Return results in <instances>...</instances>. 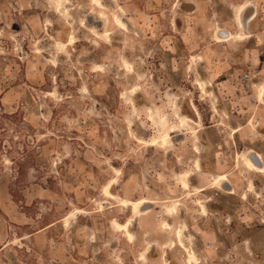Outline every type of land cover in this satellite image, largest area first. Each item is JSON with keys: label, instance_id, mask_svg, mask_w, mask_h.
Returning a JSON list of instances; mask_svg holds the SVG:
<instances>
[{"label": "rangeland", "instance_id": "rangeland-1", "mask_svg": "<svg viewBox=\"0 0 264 264\" xmlns=\"http://www.w3.org/2000/svg\"><path fill=\"white\" fill-rule=\"evenodd\" d=\"M250 151L264 167V0H0V264H195L183 225L199 264H264Z\"/></svg>", "mask_w": 264, "mask_h": 264}, {"label": "bare ground", "instance_id": "bare-ground-1", "mask_svg": "<svg viewBox=\"0 0 264 264\" xmlns=\"http://www.w3.org/2000/svg\"><path fill=\"white\" fill-rule=\"evenodd\" d=\"M96 2V1H95ZM98 3V2H97ZM60 8V7H59ZM245 8H247V6H242V7H240V8H237L236 9V12H239V19H238V23H239V27H240V29L242 30V36H246L247 35V31H246V29H245V24H246V18H244L243 17V14H242V12H243V10L245 9ZM245 11V10H244ZM119 22V21H118ZM119 24H120V22H119ZM121 26H122V24H120ZM119 26V25H118ZM248 28V27H247ZM229 36V35H228ZM232 36V35H231ZM241 36V37H242ZM231 37L229 36V37H226V38H222V37H220L217 41L218 42H221V41H225V40H227V39H230ZM243 38V37H242ZM201 82V81H200ZM205 83V85L208 87L209 86V84L208 83H206V82H204ZM261 88H263V87H261ZM260 89V88H259ZM258 91V90H257ZM263 93V92H262ZM262 93H260L259 94V98L261 99V101L263 100L262 99V97H263V94ZM188 107H189V111L192 113V118L191 117H188L189 119H191V120H193V121H196V115H195V113H194V111H193V109L191 108V106L190 105H188ZM152 116V115H151ZM150 117V116H149ZM151 118V117H150ZM187 122H188V120L187 119H185V118H182V120H181V126L182 127H184L186 124H187ZM238 130V129H237ZM177 131V129L176 128H172V129H170V131L169 132H165V133H163V134H161V135H159V137L158 138H155V139H153L152 141L150 140V142H148V143H145V142H141V143H143V144H148V147H154V146H159V147H168V145H169V143H170V141H169V138H170V136H171V134L172 133H174V132H176ZM195 132V131H194ZM196 132H198V130L196 131ZM189 133V132H188ZM197 135V134H196ZM193 136V135H192ZM197 138V137H196ZM195 149H196V147H195ZM197 151V150H196ZM242 160H243V162H244V165H245V168L249 171V172H255V173H260L262 170H263V163H262V161H261V159H260V157H259V155L256 153V152H254V151H250L248 154H247V158L246 157H243L242 158ZM200 166H199V163L198 162H196L195 163V173H197V172H200ZM117 174H118V172H117ZM192 174H194V173H192ZM191 177H193V176H190L189 177V174H182L181 175V177H180V184H181V186L184 188V189H186V190H189L190 189V187H189V184H190V179H191ZM179 180V179H178ZM116 179H114V180H112L111 181V183L109 184V186H113L114 184H116ZM189 183V184H188ZM210 183H211V188L212 189H218V190H220V188H221V186H222V188L224 189V191L226 190H228V191H230L231 190V188L228 186V183H229V180H228V176L227 175H225V174H218V175H216V176H214V177H212L211 179H210ZM250 188H249V191H254V188H253V185H250L249 186ZM194 188H196L195 190H196V192H204L206 189H204L203 187L202 188H199V187H194ZM222 190V189H221ZM231 192V191H230ZM105 193V192H104ZM103 193V194H104ZM108 193V192H107ZM106 197V196H105ZM210 201V199L209 200H207V202H209ZM200 202V201H199ZM205 202V201H204ZM122 204H123V206L124 207H126V208H128V207H130L131 208V211H132V217L126 222V223H122V224H120V223H118V222H114L113 224L115 225L114 227H116L117 228V230L118 231H120V232H124L125 233V236L126 237H128V239L129 240H133L134 239V237L132 236V233L130 232V230H129V228L132 226V224L133 223H135V222H137V219H139L140 218V216L142 215V214H145L146 212H148L147 210H149L150 208H151V206L154 204L153 202H151V201H148V200H138V201H134V202H129V201H122ZM200 204V203H199ZM179 204H176V206H178ZM201 206H203V201L201 202V204H200ZM200 205H198L199 207H200ZM201 208V207H200ZM203 209H205V206H203L202 207ZM176 208H175V206H173V207H170V208H168L167 210H166V213H165V215L166 216H172L176 211ZM131 213V212H130ZM164 228H167V229H170V227H168V225L166 226L165 225V227ZM187 231V227L185 226V225H183V229H181V228H179V229H177L176 231H175V233H174V239L171 241V246L172 247H176V246H178V247H180L181 249H183L184 250V252H186L187 253V255H188V258L192 261L193 260V262L195 263V264H199V262H198V259H196V257H195V253L192 251V250H190V249H188V247L185 245V242H184V240H183V237H184V233ZM145 255H146V252L145 253H143L142 254V256H141V258H142V260H146V258H145ZM189 260H187V262H188ZM165 264H167L166 262H165Z\"/></svg>", "mask_w": 264, "mask_h": 264}, {"label": "flooded vegetation", "instance_id": "flooded-vegetation-1", "mask_svg": "<svg viewBox=\"0 0 264 264\" xmlns=\"http://www.w3.org/2000/svg\"><path fill=\"white\" fill-rule=\"evenodd\" d=\"M249 8H251V5L248 7L247 6V8H245L244 10H243V12H242V14H243V17L245 18V14H246V12H247V10L249 9ZM232 17H233V21H234V23H235V25H236V28L239 30L240 29V27H239V23H238V19H239V12H234V11H232ZM248 20V25L251 23V22H253L254 20H255V15H250L249 17H247L246 18V21ZM121 21V20H120ZM121 23L124 25V26H126L125 25V23L123 22V21H121ZM120 29V28H119ZM127 29V28H126ZM124 32H127V31H124ZM226 34H231L230 32H227V31H225V30H216L215 31V42L217 43V40L220 38V37H222V36H224V35H226ZM232 35V34H231ZM109 36H110V34H109ZM109 36H107L106 38H107V40H108V38H109ZM234 36V35H233ZM235 36H237V35H235ZM127 70V69H126ZM138 94V93H137ZM190 105V104H189ZM191 106V105H190ZM176 133V132H175ZM174 134V133H173ZM171 138H172V134H171V136H170V138H169V141H171ZM172 142V141H171Z\"/></svg>", "mask_w": 264, "mask_h": 264}, {"label": "crops", "instance_id": "crops-1", "mask_svg": "<svg viewBox=\"0 0 264 264\" xmlns=\"http://www.w3.org/2000/svg\"><path fill=\"white\" fill-rule=\"evenodd\" d=\"M243 6H248V7H249L250 4H245V5H243ZM241 7H242V6H241ZM235 10H236V8L231 9V11H234V12H235ZM199 188H200V187H199ZM130 214H131V213H130ZM131 216H132V214H131ZM127 221H128V220H127ZM127 221H126V222H127ZM126 222H124V223H126ZM124 234H125V233H124ZM132 236H133V234H132ZM133 237H134V236H133ZM127 238H128V237H127Z\"/></svg>", "mask_w": 264, "mask_h": 264}]
</instances>
